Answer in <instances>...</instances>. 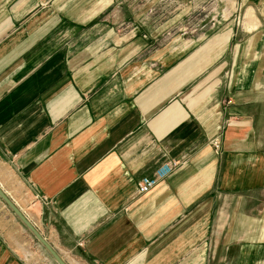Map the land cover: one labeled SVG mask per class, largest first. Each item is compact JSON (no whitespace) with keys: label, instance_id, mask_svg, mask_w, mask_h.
Listing matches in <instances>:
<instances>
[{"label":"crops","instance_id":"0c3cea01","mask_svg":"<svg viewBox=\"0 0 264 264\" xmlns=\"http://www.w3.org/2000/svg\"><path fill=\"white\" fill-rule=\"evenodd\" d=\"M131 1L0 0V185L67 264H191L218 247L262 264L264 0L233 3L246 35L223 84L153 19H120ZM0 210V264H57Z\"/></svg>","mask_w":264,"mask_h":264},{"label":"rangeland","instance_id":"374dc122","mask_svg":"<svg viewBox=\"0 0 264 264\" xmlns=\"http://www.w3.org/2000/svg\"><path fill=\"white\" fill-rule=\"evenodd\" d=\"M131 3L126 2L119 9L120 19H153V31L161 32L162 29L165 32L163 41L169 39L171 42L176 41L177 46L195 50L202 69L212 62V71L215 70L213 74L222 84L227 79L225 70H230L237 60L239 62L240 53L236 57L233 52L236 48L241 51L246 33L241 30L239 9L236 11L237 19H232L235 16L232 14L235 0H196L182 4H171L168 0H152L151 3L147 0H134ZM249 27L252 29L254 26ZM205 78L202 76V82ZM5 216L0 210V217L5 219ZM28 247L30 252L37 251L38 248L35 241ZM242 250L244 249L218 247L214 253L206 248L201 252L204 259L191 264H240ZM251 252H248L250 256L254 254ZM226 253L229 255L228 262H225Z\"/></svg>","mask_w":264,"mask_h":264},{"label":"water","instance_id":"95a60500","mask_svg":"<svg viewBox=\"0 0 264 264\" xmlns=\"http://www.w3.org/2000/svg\"><path fill=\"white\" fill-rule=\"evenodd\" d=\"M0 198L11 209V211L19 218L25 227L32 233L36 240L45 248L50 256L57 262V264H67L60 254L50 245V243L42 236L36 229L32 222L26 217L22 210L12 201L7 193L0 185Z\"/></svg>","mask_w":264,"mask_h":264},{"label":"built area","instance_id":"2783aa9c","mask_svg":"<svg viewBox=\"0 0 264 264\" xmlns=\"http://www.w3.org/2000/svg\"><path fill=\"white\" fill-rule=\"evenodd\" d=\"M215 147L218 148V143L215 142ZM178 161L171 159L161 163L153 172L151 176L141 177L137 181V190L139 193H146L155 187L160 181L165 179L171 171L178 166Z\"/></svg>","mask_w":264,"mask_h":264}]
</instances>
